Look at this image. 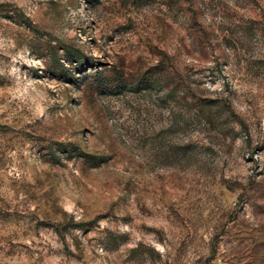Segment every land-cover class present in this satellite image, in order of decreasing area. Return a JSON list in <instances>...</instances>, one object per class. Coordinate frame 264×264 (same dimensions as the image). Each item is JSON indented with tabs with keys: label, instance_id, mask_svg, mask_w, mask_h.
I'll return each mask as SVG.
<instances>
[{
	"label": "rangeland",
	"instance_id": "rangeland-1",
	"mask_svg": "<svg viewBox=\"0 0 264 264\" xmlns=\"http://www.w3.org/2000/svg\"><path fill=\"white\" fill-rule=\"evenodd\" d=\"M0 264H264V0H0Z\"/></svg>",
	"mask_w": 264,
	"mask_h": 264
}]
</instances>
